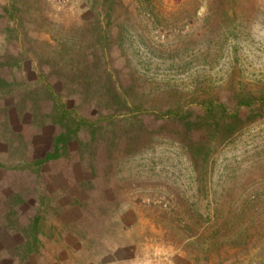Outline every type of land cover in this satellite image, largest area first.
I'll use <instances>...</instances> for the list:
<instances>
[{
	"label": "rangeland",
	"instance_id": "374dc122",
	"mask_svg": "<svg viewBox=\"0 0 264 264\" xmlns=\"http://www.w3.org/2000/svg\"><path fill=\"white\" fill-rule=\"evenodd\" d=\"M250 98L264 0H0V263L264 264Z\"/></svg>",
	"mask_w": 264,
	"mask_h": 264
},
{
	"label": "trees",
	"instance_id": "16d2710c",
	"mask_svg": "<svg viewBox=\"0 0 264 264\" xmlns=\"http://www.w3.org/2000/svg\"><path fill=\"white\" fill-rule=\"evenodd\" d=\"M250 99L252 101L251 100H248L246 102L244 101L243 103H241L240 107L252 108V107L257 106L258 104L264 107V98L259 99V100L255 99V98H250ZM200 109L205 110L204 121L206 123L211 122L212 127H220L221 123H222L221 122L222 118L228 114L226 112L227 109L223 105L217 104L216 102H212V101H208L206 103H203L201 105ZM237 113L238 112H236V115L232 116L231 118H238L239 115ZM220 116H223V117H221V119H219ZM58 142H60L62 144L63 141H61L59 139ZM51 157H54V156H50L49 158H51Z\"/></svg>",
	"mask_w": 264,
	"mask_h": 264
},
{
	"label": "crops",
	"instance_id": "0c3cea01",
	"mask_svg": "<svg viewBox=\"0 0 264 264\" xmlns=\"http://www.w3.org/2000/svg\"><path fill=\"white\" fill-rule=\"evenodd\" d=\"M76 255H79V254H76ZM33 262H29L28 264H32ZM62 263V262H61ZM1 264V263H0ZM66 264V263H65Z\"/></svg>",
	"mask_w": 264,
	"mask_h": 264
}]
</instances>
